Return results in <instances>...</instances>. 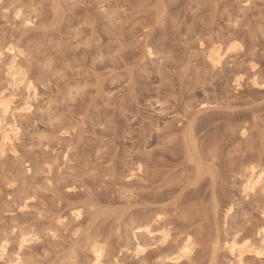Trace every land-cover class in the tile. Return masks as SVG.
Listing matches in <instances>:
<instances>
[{"label": "rangeland", "instance_id": "rangeland-1", "mask_svg": "<svg viewBox=\"0 0 264 264\" xmlns=\"http://www.w3.org/2000/svg\"><path fill=\"white\" fill-rule=\"evenodd\" d=\"M9 40L36 93L12 96L19 133L0 155V237L12 249L0 264H89L94 239L119 264H165L163 249L188 232L196 249L174 264H264V249L239 262L224 244L260 245L264 227L263 193L242 189L249 163L264 168V0H3ZM215 42L236 44L218 65L205 50ZM151 220L171 237L140 234L137 253L131 227ZM21 230L36 236L17 260Z\"/></svg>", "mask_w": 264, "mask_h": 264}, {"label": "bare ground", "instance_id": "bare-ground-1", "mask_svg": "<svg viewBox=\"0 0 264 264\" xmlns=\"http://www.w3.org/2000/svg\"><path fill=\"white\" fill-rule=\"evenodd\" d=\"M24 2H22V3H24ZM13 3H15V2H13ZM19 5H20V7H19ZM19 5L15 9V16L18 18H22L23 21L27 24H32L33 21L31 20V17H29L25 13V10H23L21 4H19ZM235 48H236V44H234V43L229 45V47H224V45H221L220 43L217 44L215 42L210 48H206L205 50H206V54H207L209 61L214 65H218L228 55V53L235 50ZM23 53H24V50L21 47V45L18 44L17 42L15 43L14 40L13 41L9 40L5 46H1V44H0V63L3 62V60L6 56L9 57V60L6 63L7 69H8L9 85L6 86L4 89H0V94H2V95H0V103H3L5 105L4 109H0V122H1L0 128H2V134H0L1 135L0 155H2L1 153H4L9 147H13L14 141H15L18 133H19V128H18V126L15 125L16 123L15 124H13L14 122L9 123V120H8V118H10V116H12L14 114V111H15V108L13 107V99H12L14 91L17 90L20 86H23L29 92L36 93V84H35L36 82H34L35 80H33L34 75L31 73L33 75V76H31L29 71L27 70V68H25L19 62V56L22 55ZM152 53H150V54H152ZM30 109H31V103L28 101L25 102L24 106L21 107L22 111L28 112V111H30ZM188 131H190V129ZM189 134H187V135H189ZM191 135H190V137H191ZM193 143H194V141L192 142V144ZM189 144H190V142H189ZM193 146H195V144H193ZM197 147H198V145H197ZM193 156L195 157V155H193ZM197 159H198V157H197ZM202 159H198V160H202ZM251 163H249L250 165L248 164L249 166H247L248 167L247 168V174L245 173L246 176L242 182V189L246 193V195L253 194V193L256 194L258 191H261L264 195V168H262V167L259 168L258 166L253 165L254 163L253 164H251ZM198 164H199V162H198ZM195 165H197V163ZM199 166H196V167L199 168ZM203 167L201 166V168H203ZM201 168L199 171L202 170ZM196 173H197V171H196ZM198 175H201V173ZM26 196H27V194H26ZM232 209H233L232 205L229 204V206H226L225 211H224V216L229 217V215L232 213ZM73 213H74V216H76L78 218L83 214L81 208H76ZM159 215L161 216L160 212L156 216H157V218L161 219V217ZM155 219L156 218H154V220ZM153 223L154 222L152 220L151 221H145L143 224L137 223L138 225L131 227V229L133 230L132 231L133 232L132 237L134 238L133 241L135 242L134 247H135V250L137 253H143L146 250L145 243L142 242L143 240L141 241V239L139 237L140 234H142V235L146 234L153 240H157V239L162 240V243H166L169 241V239L171 237L170 229H167L164 227L163 228L154 227ZM130 226H133V225L131 224ZM14 233L16 234V232H14ZM190 234L188 232V235H186L184 238H182L180 241H178L177 244L171 246V248L166 247L163 249V254L160 257H162L161 260L165 264H174L183 258H190L192 256V254L194 253V251L196 249L195 246H197V245H195V243L197 241L194 240L195 236L193 235V237H194L193 238L192 234L191 235ZM259 235H260V242H261L260 245L255 243L253 240H250V238L247 236L240 237L237 234H232V237L230 239H226L224 241L225 248L227 250H229V252L240 262V261H242L243 256L247 251L250 250V251L258 252L259 250L264 249V227H262L260 229ZM17 236L19 239V241H18L19 242V246H18L19 251L14 252V253L16 255L15 258L17 260H21L22 255L20 252H22L23 247H25L26 245L30 244L31 242H33L35 240L34 238L36 236V233L33 230H21L20 232H18ZM9 237H11V236H9ZM9 237L6 235L0 237V256H5V255L9 254L10 249H12V245H11V241H10ZM103 242H101L100 240L94 239V240L90 241V243L88 244L89 245L88 249L91 252L89 264H119V262H120L119 259H116L113 257L110 258L108 256L109 254H108L107 247L104 245L106 243H103ZM86 243H88V242H86ZM78 256H79V254H78ZM78 256H77V253L75 251L72 253V257L75 258Z\"/></svg>", "mask_w": 264, "mask_h": 264}, {"label": "snow or ice", "instance_id": "snow-or-ice-1", "mask_svg": "<svg viewBox=\"0 0 264 264\" xmlns=\"http://www.w3.org/2000/svg\"><path fill=\"white\" fill-rule=\"evenodd\" d=\"M3 3V0H0V4ZM2 95V94H0ZM5 105L3 103H0V109H4ZM258 255L264 256V253H258ZM17 264H19V261H17Z\"/></svg>", "mask_w": 264, "mask_h": 264}]
</instances>
